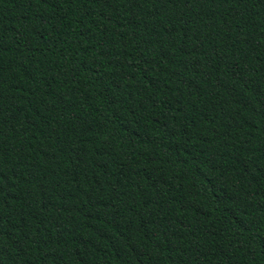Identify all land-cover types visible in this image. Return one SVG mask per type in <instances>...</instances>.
Segmentation results:
<instances>
[{"label": "trees", "instance_id": "16d2710c", "mask_svg": "<svg viewBox=\"0 0 264 264\" xmlns=\"http://www.w3.org/2000/svg\"><path fill=\"white\" fill-rule=\"evenodd\" d=\"M0 264H264V0H0Z\"/></svg>", "mask_w": 264, "mask_h": 264}]
</instances>
